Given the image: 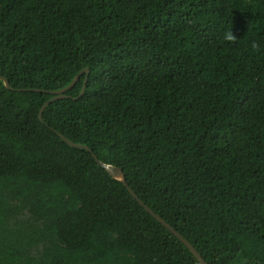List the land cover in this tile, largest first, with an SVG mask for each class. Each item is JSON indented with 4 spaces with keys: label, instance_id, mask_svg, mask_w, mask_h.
Masks as SVG:
<instances>
[{
    "label": "trees",
    "instance_id": "1",
    "mask_svg": "<svg viewBox=\"0 0 264 264\" xmlns=\"http://www.w3.org/2000/svg\"><path fill=\"white\" fill-rule=\"evenodd\" d=\"M85 67L42 119L14 90ZM0 75V264H199L56 131L209 264H264V0H0Z\"/></svg>",
    "mask_w": 264,
    "mask_h": 264
},
{
    "label": "water",
    "instance_id": "2",
    "mask_svg": "<svg viewBox=\"0 0 264 264\" xmlns=\"http://www.w3.org/2000/svg\"><path fill=\"white\" fill-rule=\"evenodd\" d=\"M83 73H85V77L82 82L81 90L79 94L73 98V99H77L78 97L83 95L85 88H86L87 75L89 73V69L87 67L80 70L68 85H66L63 88L57 89V90H43L39 88H25V89H14V90H18V91L34 90V91H42V92L51 94V97L45 100L42 103L41 107L39 108L38 117L39 119H42V113L44 109L51 102L71 97L70 95L67 94V91L75 85L79 76ZM0 80L3 81L7 89H13L9 80L5 76L0 75ZM56 133L68 145L72 147L80 148V149H85L86 151L90 152L95 162L106 170L109 177H111L115 181L121 182L126 187V189L131 194V196L133 197L135 201H137L149 214H151L160 224H162L165 228H167L174 236H176L189 249V251L193 254L194 258L198 261L199 264H209L202 257V255L198 252V250L193 246V244L189 242L187 238H185L177 229H175L172 225H170L165 219H163L159 214H157L143 200L139 198V196L135 193V191L128 185L126 178H125V174L120 166L101 161L88 145L73 142L72 140H70L69 138H67L65 135H63L62 133L58 131H56Z\"/></svg>",
    "mask_w": 264,
    "mask_h": 264
},
{
    "label": "clouds",
    "instance_id": "3",
    "mask_svg": "<svg viewBox=\"0 0 264 264\" xmlns=\"http://www.w3.org/2000/svg\"><path fill=\"white\" fill-rule=\"evenodd\" d=\"M237 39V36L233 33V31H227L224 34V40L228 41V42H235ZM251 47L253 49H258L259 48V44L256 41H253L251 44Z\"/></svg>",
    "mask_w": 264,
    "mask_h": 264
}]
</instances>
